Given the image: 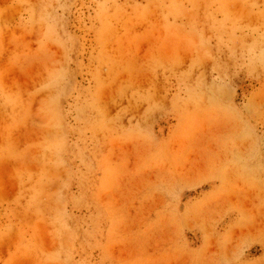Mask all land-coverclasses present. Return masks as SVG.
Masks as SVG:
<instances>
[{
  "label": "rangeland",
  "instance_id": "obj_1",
  "mask_svg": "<svg viewBox=\"0 0 264 264\" xmlns=\"http://www.w3.org/2000/svg\"><path fill=\"white\" fill-rule=\"evenodd\" d=\"M0 264H264V0H0Z\"/></svg>",
  "mask_w": 264,
  "mask_h": 264
}]
</instances>
